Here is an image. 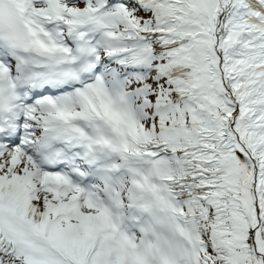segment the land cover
Instances as JSON below:
<instances>
[{
	"label": "snow or ice",
	"instance_id": "6c2138e0",
	"mask_svg": "<svg viewBox=\"0 0 264 264\" xmlns=\"http://www.w3.org/2000/svg\"><path fill=\"white\" fill-rule=\"evenodd\" d=\"M0 264H264V0H0Z\"/></svg>",
	"mask_w": 264,
	"mask_h": 264
}]
</instances>
